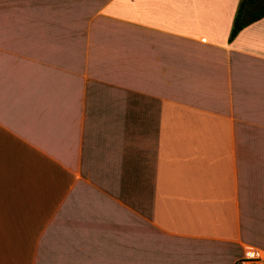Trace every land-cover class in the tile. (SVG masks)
Wrapping results in <instances>:
<instances>
[{
  "label": "crops",
  "instance_id": "obj_1",
  "mask_svg": "<svg viewBox=\"0 0 264 264\" xmlns=\"http://www.w3.org/2000/svg\"><path fill=\"white\" fill-rule=\"evenodd\" d=\"M238 0H0V264L264 255V15Z\"/></svg>",
  "mask_w": 264,
  "mask_h": 264
},
{
  "label": "trees",
  "instance_id": "obj_2",
  "mask_svg": "<svg viewBox=\"0 0 264 264\" xmlns=\"http://www.w3.org/2000/svg\"><path fill=\"white\" fill-rule=\"evenodd\" d=\"M264 15V0H238L227 39L230 40L244 25Z\"/></svg>",
  "mask_w": 264,
  "mask_h": 264
},
{
  "label": "built area",
  "instance_id": "obj_3",
  "mask_svg": "<svg viewBox=\"0 0 264 264\" xmlns=\"http://www.w3.org/2000/svg\"><path fill=\"white\" fill-rule=\"evenodd\" d=\"M238 264H264V255L256 248L245 247L243 255L238 259Z\"/></svg>",
  "mask_w": 264,
  "mask_h": 264
}]
</instances>
